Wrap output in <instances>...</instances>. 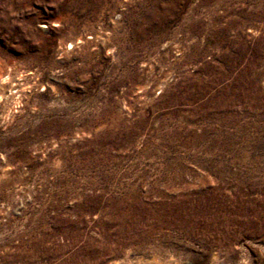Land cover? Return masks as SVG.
Returning a JSON list of instances; mask_svg holds the SVG:
<instances>
[{
    "label": "rangeland",
    "instance_id": "374dc122",
    "mask_svg": "<svg viewBox=\"0 0 264 264\" xmlns=\"http://www.w3.org/2000/svg\"><path fill=\"white\" fill-rule=\"evenodd\" d=\"M0 264H264V0H0Z\"/></svg>",
    "mask_w": 264,
    "mask_h": 264
}]
</instances>
